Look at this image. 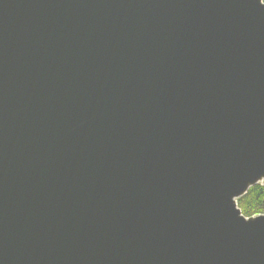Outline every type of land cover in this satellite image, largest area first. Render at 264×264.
<instances>
[{
	"label": "water",
	"instance_id": "obj_1",
	"mask_svg": "<svg viewBox=\"0 0 264 264\" xmlns=\"http://www.w3.org/2000/svg\"><path fill=\"white\" fill-rule=\"evenodd\" d=\"M263 0H0V264H264Z\"/></svg>",
	"mask_w": 264,
	"mask_h": 264
},
{
	"label": "trees",
	"instance_id": "obj_2",
	"mask_svg": "<svg viewBox=\"0 0 264 264\" xmlns=\"http://www.w3.org/2000/svg\"><path fill=\"white\" fill-rule=\"evenodd\" d=\"M264 1V0H263ZM237 206L245 217L264 214V187L256 185L237 200Z\"/></svg>",
	"mask_w": 264,
	"mask_h": 264
}]
</instances>
